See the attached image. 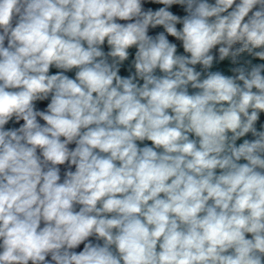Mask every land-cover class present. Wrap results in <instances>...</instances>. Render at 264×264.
<instances>
[{"label":"clouds","instance_id":"clouds-1","mask_svg":"<svg viewBox=\"0 0 264 264\" xmlns=\"http://www.w3.org/2000/svg\"><path fill=\"white\" fill-rule=\"evenodd\" d=\"M262 117L264 0H0V264H264Z\"/></svg>","mask_w":264,"mask_h":264},{"label":"crops","instance_id":"crops-1","mask_svg":"<svg viewBox=\"0 0 264 264\" xmlns=\"http://www.w3.org/2000/svg\"><path fill=\"white\" fill-rule=\"evenodd\" d=\"M255 63H261L262 61H254ZM230 61H225V62H221L220 64L216 65L214 67V70H223L225 72V74H231L230 72ZM53 72L57 71L56 69H52ZM122 74H126V73H123ZM69 75H74V73H69ZM40 107H44L46 106V102H42L39 104ZM13 125H9V127H11ZM239 143V142H238Z\"/></svg>","mask_w":264,"mask_h":264},{"label":"trees","instance_id":"trees-1","mask_svg":"<svg viewBox=\"0 0 264 264\" xmlns=\"http://www.w3.org/2000/svg\"><path fill=\"white\" fill-rule=\"evenodd\" d=\"M262 118H264V117H262Z\"/></svg>","mask_w":264,"mask_h":264}]
</instances>
